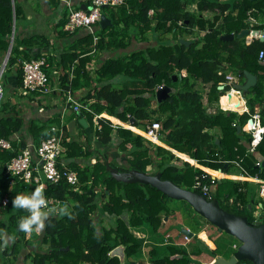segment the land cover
Returning a JSON list of instances; mask_svg holds the SVG:
<instances>
[{
    "label": "trees",
    "instance_id": "trees-1",
    "mask_svg": "<svg viewBox=\"0 0 264 264\" xmlns=\"http://www.w3.org/2000/svg\"><path fill=\"white\" fill-rule=\"evenodd\" d=\"M188 1L125 0L118 13L111 14L113 24L98 30L96 42L88 32L72 40L56 55H47L50 66L55 65L57 70L59 92L69 89L75 95V89L83 86L81 95L75 96L83 102L89 101V110L81 108V112L73 113L78 124L83 115L88 126L79 125L87 140L90 133L101 144L102 147L96 148L101 156L94 154L88 143L83 144L79 139L65 140L64 130L62 158L67 167L76 171L78 181L74 187L61 177L57 182L47 183L44 194L62 201L70 199V208L68 211L46 210L48 215L42 228L34 226L31 231H23L18 223L29 213L25 208L13 206V197L18 193H31L37 189L36 184L24 181L18 174L8 173L5 162L28 142L21 135L23 128L36 143L51 132L49 127L53 118L32 117L25 123L22 115L14 114L17 99L23 97L16 94L22 79L21 60L39 54L36 50L30 52L32 44L44 46L48 41L40 35L18 36L17 22L23 16L21 0H0V63L12 40L4 71L12 70L9 74H15V83L5 84L15 99L5 97L3 93L0 102V137L11 143L10 148L0 146V264H203L194 261L189 253L198 254L205 249L214 256L220 250L217 245L208 248L196 234L193 236L199 246L190 252L183 246L163 243L164 237L157 240L154 234L158 232L163 216L173 211L167 201L170 197L149 183L119 179L113 175L111 167L120 172H145L150 164L159 171L161 178L196 190L208 198L199 186H193L198 178L211 184L209 198H216L225 210L245 215L253 222L254 183L220 176L222 173L216 169L229 172V166L233 165L239 173L243 170L232 162L236 160L247 175L257 174L264 178V165L255 164L258 155L264 157V133L256 145V152H246L250 133L236 128L253 111L254 101L260 105L264 124V39L257 36L247 40L246 34L237 35L244 28L264 27V22L254 24L248 18L249 9L264 11V1L196 0L197 12L186 8ZM150 8L153 12L148 14ZM203 8H216L218 12L212 17H204L200 13ZM66 17L64 13L56 26L63 29L62 34L69 35L63 27ZM119 22H122L121 27ZM149 30L160 34L171 32L174 41L159 38L156 43L127 54L108 56L93 66V75L90 74L87 64L92 57L91 50L126 47L132 31L144 34ZM228 32L234 34L232 38L221 37ZM179 37H187L190 41L182 42ZM261 49L262 58L258 55ZM227 69L241 77L244 70L256 74L257 80L250 88L251 96L246 97L248 111L238 113L219 107L213 112L207 111L209 102L218 100L230 86L224 84L219 88ZM48 75L50 78V69ZM196 80L209 83L205 103L201 90L195 86ZM117 82L122 86L116 87ZM162 84L171 87L170 94L160 101L155 98L153 104L155 88ZM50 93L54 94V91ZM221 100L224 105L223 96ZM102 112L116 117L114 120H120L121 124L101 115L97 118L100 126L93 128L94 113ZM152 120L160 122V140L187 153L204 165L201 166L205 170L218 176L213 177L187 160L175 164L174 152L124 126L143 128ZM215 126L220 129V135L209 132ZM62 127L65 129L64 123ZM110 144L123 153V164L109 159L103 152V146ZM3 197L7 198L5 203H2ZM259 201L264 208V202ZM143 227L156 236L154 243L146 248V258L142 255L144 238L135 233ZM33 232L37 233L36 237L30 238ZM119 244L123 245L122 260L119 255L110 253ZM229 254L231 251L224 256Z\"/></svg>",
    "mask_w": 264,
    "mask_h": 264
},
{
    "label": "crops",
    "instance_id": "crops-1",
    "mask_svg": "<svg viewBox=\"0 0 264 264\" xmlns=\"http://www.w3.org/2000/svg\"><path fill=\"white\" fill-rule=\"evenodd\" d=\"M69 1L74 6H79V7H84L89 2V0H69ZM225 1H227V0H225ZM232 1L235 2L238 0H232ZM123 3H125V0L118 5H114V6L105 5L102 7V12L105 13V15H107L111 20V14L112 13H114V14L118 13L119 7ZM21 4H22V9H23V16L17 22V28H16L17 35L18 36L19 35L20 36L40 35L41 37H44L45 40L48 41V45H44V46L32 44V46L29 47L30 52H32V50L33 51L36 50V51H44L47 54L56 55L61 50H63V48L68 46L72 40L77 39V38H81L82 36H84L88 32L91 33L87 28H84V27H79L73 31H68L69 35L61 33L63 29L60 30L59 29L60 26H56V24L59 20L62 19V15H64V13L67 14V11H68L67 0H21ZM186 8H188L189 10H193V11L197 12L198 7H197L196 0L188 1V3L186 4ZM152 12H153V9L150 8L148 10V14H151ZM217 12H218V10L216 8H213V9L203 8L202 10H200V13L204 17H212ZM225 12H226V10H224L222 13L224 14ZM251 15H252L253 19L250 21L253 22L254 24H259V23L264 22V11H258L256 8H253L251 10ZM221 16L222 15L220 13V17L218 19L219 21L221 20ZM112 24H113V22H111V24H106V26H110ZM118 26L121 27L122 22H119ZM105 27H102L101 24L99 23V21L94 25V29H95L96 33L98 32L99 29L105 28ZM251 29L259 30L260 32L264 31V27L256 28V29L251 28ZM201 33H203V31ZM156 35H158V36H156ZM252 37H257V35L254 36L250 32L246 33V39L247 40H250ZM159 38L164 40V41H166V40L171 41V42L174 41V38H173L171 32H165L163 34H160L159 32L153 33L152 31L149 30L143 34L140 32L132 31L130 34V37L128 38L129 42H128V45L126 47H117L113 50H107V49L106 50H98V51L97 50H91L92 57L87 64L88 65L87 67H90L89 69H91L90 74L93 75V70H92L93 66L101 63L106 57L127 54L132 50H136L139 48L146 47L149 44H154L157 42V39H159ZM182 38L183 37H179V40ZM183 39L188 40V42L190 41L189 38H187V37H185ZM97 40H98L97 38L95 39L93 37V42H96ZM49 69L51 70V77H52L51 79L56 78L57 70L55 69V65L50 66ZM181 72L184 74L185 70L182 69ZM226 72H230L234 75L233 84L236 86H238L239 84L243 83L246 80L244 73H243V76L241 77V76H238L234 71H231L230 69H227ZM254 75H255V78L257 80L256 74H254ZM7 82L9 83L8 85H13L15 83V74L7 75L6 84H7ZM117 83L118 84H115L116 87L122 86V83H120V82H117ZM195 86L201 90L203 102L205 103L207 101V92L209 89V83H203L200 80H196ZM252 86H250L247 90H241L240 93L238 94V97H239L238 99L241 102V106H242L241 109L237 108L236 111L238 113H241V112L249 109V106L247 105L246 97L251 96L250 88ZM82 88H83V86H80V87H77L75 89V95L77 97L81 95V93H80L81 91L83 92ZM18 89H19V87H18ZM16 94L19 96L18 91L16 92ZM63 98L64 97L61 94L55 93L52 97L48 98L45 102L42 101V103H41V101H39V100L35 101L34 99L30 100L29 101L30 103H27V102H24L21 99V97H19V99H17V100L20 101V99H21L22 106L24 107V109L22 107L21 111H22V116L24 117L25 123L28 119H30L32 117L33 118L37 117V118L42 119V120H46L48 118H53L52 119L53 121H51V123H58L59 124L62 122L65 124V129H64L66 132V136H65L66 139L65 140L79 139V140L83 141V144L88 143L89 148L94 150L93 151L94 154H99L101 156V152H98L96 150L97 147H102L101 144L98 141H96L95 138H93L90 133H88L89 134L88 135L89 140H87L86 134L83 133L82 128L80 127V125H82V127L88 126L86 120H84V118H83V115H81L79 117V121H80V123H79L80 125H79L73 111L65 108ZM221 98H222V95L219 96L218 100L212 99L207 106V111L213 112V111H215V109L217 107H219L223 110H230V109H224L222 107L223 104H222ZM12 99H15L14 96H12ZM24 99H26V98H24ZM26 100H28V99H26ZM259 107H260V105H258L257 101H254L253 110L255 108L260 109ZM100 115L105 116L107 118H110L115 123L121 122L118 118L117 119L119 121L114 120L116 117L109 115L105 112L100 113ZM55 117H57V118H55ZM54 118L58 119V121L55 120ZM127 126L131 127L133 130H135L137 132H138V130L141 129L138 126H133L130 124H127ZM87 130H88V128H87ZM87 130H86V132H87ZM209 132L214 133L215 135H220V129L217 126L210 128ZM21 135L25 136L28 141H32L31 134H29L25 130V128H23L21 130ZM17 137H19V136H17ZM158 144H161V145L165 146L166 148L170 149L172 152H174L175 158L173 159V162L175 164L180 165L184 160H187V161L193 163L194 165L199 166L200 168L204 169L202 167L204 165L198 163L194 158H191L187 153L175 150L174 148H172L171 146L166 144L164 141L160 140V138H159ZM246 144H247L246 147H248V142ZM255 148H256V146H255ZM102 149H103V152H106V154H108L107 156L109 159L114 160V161L118 162L119 164L124 163L125 159H124L123 153L120 150H118L114 144L105 145V146H103ZM254 152H256V150H254ZM185 157H187V158H185ZM181 158H183V159L180 161H177V162L175 161V159L179 160ZM258 158L264 159V157L259 156V155H258ZM92 159H94V158H92ZM80 160H83V162H84L83 158H81ZM190 160H192V161H190ZM226 166H227V164H226ZM226 166L224 165V167H226ZM114 169H116V168L111 167V172L113 173V175H114ZM155 169L156 168L153 165L149 164V165H147V167H146L147 171H145V172L150 173V174H154L157 172V171H155ZM236 169L237 168L235 166L231 165V166H229V172H223V171H220V172L223 174L222 176H226V177L234 178V179H247V180L254 183L252 185V187L254 188V196H255V197H253V199H254L253 201L257 202L258 207H257V209L254 210V206H253L254 220L252 223H258L260 221H264V208L262 207V202L259 201L260 200L259 197L264 198V196L259 195L258 190H257L256 180H254L252 178L251 179L241 178L239 176L240 171L238 173V171H235ZM205 171H207V170H205ZM217 171H219V170H217ZM210 174H212V173H210ZM212 175H215V174H212ZM170 198H172V197H170ZM172 199H175V198H172ZM183 200L184 199H178V201H180V203H183L182 206L185 207V210H187L188 206L185 205L186 203L183 202ZM184 201H186V200H184ZM168 204L172 208V206H171L172 204H170V203H168ZM189 206L192 208V206L190 204H189ZM187 212H188V210H187ZM172 213L165 214L163 216L162 223L158 229V232L154 235L157 236V240L159 237H161V239H162V237H164V241H162L163 243L169 242V243H172V244L177 245V246H183L187 250H189V252H190L191 249H195L197 245L199 246V244L195 240L191 239L192 236L194 235V232L191 230L192 235H188V238H185L184 234H183L181 240H178L177 238L172 237L173 233L170 232L169 231L170 229L166 227L168 222L171 219V215H174L173 211H172ZM203 219H205V218H203ZM205 220L208 221L207 219H205ZM182 225H183V222H182ZM209 227H210V225L209 226L206 225L205 227H202L201 229H199L198 232L196 233V236L198 238H200V240H202L206 245H209V246H207L208 248L213 249L216 247V245L219 246L218 241H217V237L218 238L221 237L220 235L224 231L219 230L218 227L215 225L216 231L219 232L217 235H215L211 231H209ZM135 233H136V235L137 234L143 235V236H140V237L144 238L143 239L144 243H143V247H142V255L144 256V258H146V248L150 244L154 243V238L156 239V236L150 235L148 229L145 227H143L142 229L135 230ZM224 233H227V232H224ZM202 234L206 235V238L209 239L212 244H209L208 242H206V240L204 238H203L204 239L203 240L201 237ZM236 240L237 239L233 236V238H231V240L226 244V246H228L230 249H232V242H234ZM188 244H189V246H188ZM200 246H201V244H200ZM189 254L193 260L200 262V263H203V264H207V263L212 264L213 260L218 256H222L224 258L229 257V256L225 257L221 250L217 251V253L214 256L209 254L208 251L205 249H203L198 254H192V253H189Z\"/></svg>",
    "mask_w": 264,
    "mask_h": 264
},
{
    "label": "built area",
    "instance_id": "built-area-1",
    "mask_svg": "<svg viewBox=\"0 0 264 264\" xmlns=\"http://www.w3.org/2000/svg\"><path fill=\"white\" fill-rule=\"evenodd\" d=\"M123 1L124 0H89L86 6L79 7L74 6L69 0H67L68 11L63 27L68 31H73L79 27L87 28L96 39L98 38V35L95 32L94 25L100 19L102 7L105 5H118ZM251 10H248V18L250 20L253 19ZM248 32L252 33L254 36L259 35L258 33H253V29H249ZM47 55L48 54L46 52L40 51L35 57L23 58L21 60L22 79L18 93L26 97V99H34L35 101L41 100L43 102L52 97L55 93H61L64 97L63 101L65 108L78 113L81 112V108L89 110V101L83 102L79 100L69 89L59 92L61 90L58 84V79L53 78V81H51L50 78L52 77L49 78L48 75L50 64L47 59ZM258 55L262 58V49L259 50ZM1 66L2 65L0 64V102L4 93L3 83L1 81V74L3 71ZM71 76L72 72L70 73V77ZM233 82L234 75L230 72H226L225 79L221 82V84L223 86L224 84H228L230 86L224 90L221 94L222 96H226L231 90L238 96L241 90L238 89ZM52 90L54 91V94L50 93ZM222 107L224 109L237 110L225 105H222ZM98 116L101 115L99 113H94L92 123L93 128L100 126L97 119ZM62 124L63 123H51L49 127L51 132L49 135L41 138L37 143L28 141L23 147H21L17 154L13 155L5 162V170L8 173L18 174L24 181H32L36 184V188L41 189L46 200L45 210H56L55 206L61 202L58 198L45 196L44 188L47 183L57 182L61 179V177H64L69 184L74 185L75 187L78 181L76 171L67 167L66 162L62 158L65 150V146L63 144L64 128L62 127ZM240 129L250 133V139L246 152H254L255 146L260 141L262 134L264 133V124L261 122V114L258 108H255L249 113L245 122L240 125ZM138 132L151 142L159 143L160 122L158 120H152L143 128L138 130ZM0 146L3 148H10L11 143L7 138L0 137ZM261 161L262 159L257 158L255 160V164L259 166ZM232 162L243 170L239 174L241 178H252L256 180L258 193L260 196H264V178L259 177L257 174L248 176L238 161L233 160ZM212 176L214 177L215 175ZM193 186H199L204 193L208 194V198L210 197V183L202 182L200 179L196 178ZM6 201L7 198L3 197L2 203H5ZM184 237L188 238V234L185 233ZM239 244L240 241L238 240L232 242V248L235 250ZM249 260L250 259H240L234 264H254L251 260Z\"/></svg>",
    "mask_w": 264,
    "mask_h": 264
},
{
    "label": "water",
    "instance_id": "water-1",
    "mask_svg": "<svg viewBox=\"0 0 264 264\" xmlns=\"http://www.w3.org/2000/svg\"><path fill=\"white\" fill-rule=\"evenodd\" d=\"M99 23L102 27H105L106 24H111V20L107 15H105V13L102 12ZM247 32L248 29L244 28L237 35L241 36ZM253 33H258V37L264 39V31L260 32L259 30L253 29ZM233 35L234 34L232 32H228L223 33L221 37L232 38ZM180 41L188 43V40L183 38L180 39ZM11 45L12 40L10 41L5 56L2 60V69L9 55ZM244 75L246 80L237 86L240 90H247L256 82L255 75L250 71L244 70ZM222 87L223 85L220 84L219 88ZM170 91L171 87L167 84L157 86L154 91L156 100L160 101L161 99L166 98L169 96ZM227 96L230 99V92L227 93ZM236 128L237 131H239L240 124H237ZM261 164L264 165V159H262ZM217 170L221 171V169ZM114 175L123 180L149 183L157 187L169 197L186 200L197 213H199L212 224L216 225L219 230L229 233L238 241H240L239 246L231 252L228 258L218 256L213 260L212 264H234L240 259H250L254 264H264V221L251 223L248 221L247 216L234 214L222 208L218 204L216 198L209 199L196 190L180 186L170 179H163L161 178L158 171L154 174H150L146 172H135L134 170L120 172L114 169ZM181 231L188 235H192V232L186 227H182ZM110 253L119 255L120 259L122 260L123 245L119 244L115 246L112 248Z\"/></svg>",
    "mask_w": 264,
    "mask_h": 264
},
{
    "label": "rangeland",
    "instance_id": "rangeland-1",
    "mask_svg": "<svg viewBox=\"0 0 264 264\" xmlns=\"http://www.w3.org/2000/svg\"><path fill=\"white\" fill-rule=\"evenodd\" d=\"M5 54L3 55L2 59H1V63H2V60L4 58ZM0 63V64H1ZM5 65H6V62L3 66V71H4V68H5ZM2 71V72H3ZM7 73V74H6ZM6 73L5 71L1 74V81L3 83V90H4V96L5 97H12L13 95L11 94L10 92V87L7 89V87H5V84H6V78H7V75H9V73H13L12 70H6ZM117 80V79H116ZM9 83L7 82L6 85H8ZM61 94V93H60ZM62 95V94H61ZM50 96V95H48ZM26 97H21V99L24 101V102H27V103H30V99L26 100L24 99ZM19 99V98H18ZM21 99L20 101H16L17 102V105H16V110L14 111V114H19V115H22V102H21ZM14 100V99H13ZM153 101V104H155L156 100H155V97L152 99ZM24 109V107H23ZM62 123V122H61ZM124 126H127V125H124ZM170 150V149H169ZM183 158L179 159V160H176L175 161H180L182 160ZM235 171H238V169H236ZM216 176V175H215ZM218 176V175H217ZM222 176V175H220ZM260 200H262L264 202V198L263 197H259ZM168 203L172 204V210L174 212V215H171V219L170 221L168 222L167 224V228H169L170 232H172V237H175L177 238L178 240H181L182 238V235L185 234L181 231V228L182 227H186L190 230V228L192 229V231L194 232V234H196V231L201 229L202 227H205L206 225L209 226V231H211L213 234L217 235L219 232L216 231V228H215V225L212 224L211 222L209 221H206L205 219H203L204 217L201 216L199 213H197L193 208H191L188 204H185L186 206H188V212L187 210H185V207L182 206L183 203H180V201H178V199H172V198H168L167 199ZM72 201L69 199L68 201H62L59 202L58 205H56V210L57 211H60L62 209H64L65 207H67V211L69 210L70 208V203ZM253 203V206H254V210L257 209L258 205H257V202L255 201H252ZM172 213V212H171ZM254 213V212H253ZM173 214V213H172ZM261 215V214H260ZM182 222H183V225H182ZM36 232H33L29 235L30 238H35L36 237ZM138 235V234H137ZM138 236H143V235H138ZM199 236V235H198ZM219 236V235H218ZM221 237H217V241H218V245H219V249L223 252V254H227L228 251H233L234 249H230L228 246H226V244L231 240V238H233L232 235L228 234V233H222L220 235ZM202 239L204 238L206 240V242H208L209 244H212L211 241L209 239L206 238V235L202 234L201 235ZM172 239V238H171ZM191 239H195L194 236H192ZM203 239V240H204ZM41 245V243H40ZM44 244H42L41 247L44 248ZM189 246V244H188ZM209 246V245H207ZM230 255V254H229ZM195 261V260H194ZM14 264V262L12 263Z\"/></svg>",
    "mask_w": 264,
    "mask_h": 264
},
{
    "label": "clouds",
    "instance_id": "clouds-1",
    "mask_svg": "<svg viewBox=\"0 0 264 264\" xmlns=\"http://www.w3.org/2000/svg\"><path fill=\"white\" fill-rule=\"evenodd\" d=\"M45 205V197L39 188L28 194H16L13 197V206L25 208L29 213L28 215L21 217L19 220V229L23 231H31L34 226L42 228L44 225V219L48 215V212L45 210ZM62 211H67V207L62 209Z\"/></svg>",
    "mask_w": 264,
    "mask_h": 264
},
{
    "label": "bare ground",
    "instance_id": "bare-ground-1",
    "mask_svg": "<svg viewBox=\"0 0 264 264\" xmlns=\"http://www.w3.org/2000/svg\"><path fill=\"white\" fill-rule=\"evenodd\" d=\"M239 97L235 94L234 91H230V99L228 98V96H223V103L226 105V106H229V107H232V108H235V109H241L242 106H241V102L239 101L238 99ZM223 175V174H221Z\"/></svg>",
    "mask_w": 264,
    "mask_h": 264
}]
</instances>
